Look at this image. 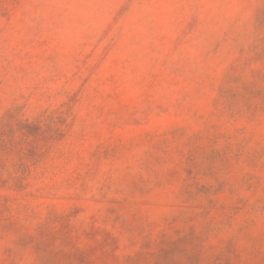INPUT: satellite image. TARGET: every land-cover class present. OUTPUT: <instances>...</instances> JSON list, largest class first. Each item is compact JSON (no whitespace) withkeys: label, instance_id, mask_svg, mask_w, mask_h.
<instances>
[{"label":"rangeland","instance_id":"1","mask_svg":"<svg viewBox=\"0 0 264 264\" xmlns=\"http://www.w3.org/2000/svg\"><path fill=\"white\" fill-rule=\"evenodd\" d=\"M0 264H264V0H0Z\"/></svg>","mask_w":264,"mask_h":264}]
</instances>
